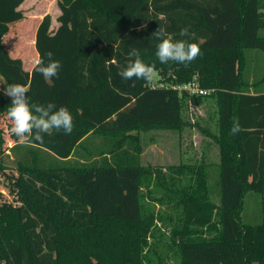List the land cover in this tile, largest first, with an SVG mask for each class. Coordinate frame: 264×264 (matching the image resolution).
I'll use <instances>...</instances> for the list:
<instances>
[{"label":"trees","instance_id":"16d2710c","mask_svg":"<svg viewBox=\"0 0 264 264\" xmlns=\"http://www.w3.org/2000/svg\"><path fill=\"white\" fill-rule=\"evenodd\" d=\"M25 1L0 0V133L11 107L5 83L27 87L31 104L67 107L73 131L17 140V204H0V264H264V73L252 65L264 55V0H58V26L45 16L35 34L38 59L51 51L62 65L50 81L4 44ZM158 27L199 44L201 55L161 64ZM132 47L155 63L163 86L118 75ZM209 100L218 202L210 163L164 169L141 160L142 132L181 133L194 126L189 108ZM249 193L260 211L246 209Z\"/></svg>","mask_w":264,"mask_h":264},{"label":"rangeland","instance_id":"374dc122","mask_svg":"<svg viewBox=\"0 0 264 264\" xmlns=\"http://www.w3.org/2000/svg\"><path fill=\"white\" fill-rule=\"evenodd\" d=\"M20 9L25 18L10 26L4 38V44L10 55L20 58L25 69L30 71L38 59L35 48V34L38 25L45 16H50L53 27H57L60 10L58 0H26ZM259 59L252 65L261 77L264 73V55L262 53H259ZM150 83L152 86H156L161 85L162 82L157 74ZM170 84L176 85L172 82ZM187 116L188 123L194 124V126H185L181 133L165 130H150L141 133L142 164L165 169L182 163L193 164L201 161L210 163L209 183L213 190V199L218 202L219 148L212 138V135L217 132L216 106L213 100H209L201 106H191ZM195 123L198 124L195 126ZM11 127V121L5 114L2 117L0 133V204L16 205L15 196L11 193V189H15L18 180V154L14 147L16 143L22 141L11 132ZM245 204L247 210L251 209V213L252 210L260 211V196L256 193H249L245 198ZM158 208L159 206H157ZM254 220L249 222H254Z\"/></svg>","mask_w":264,"mask_h":264},{"label":"clouds","instance_id":"9594fccd","mask_svg":"<svg viewBox=\"0 0 264 264\" xmlns=\"http://www.w3.org/2000/svg\"><path fill=\"white\" fill-rule=\"evenodd\" d=\"M179 35L187 37L188 28H182ZM160 42L156 45V58L161 64H167L170 61L187 66L201 55V48L195 42L188 40H174L163 28L158 27L152 34ZM51 51L44 54L36 60V71L42 75L46 81L52 78H58L62 67L61 62L53 59ZM128 55L129 62L123 66L118 75L124 80H144L151 82L157 76L155 63L146 64L141 59L139 49L130 48ZM28 88L17 83H5L3 86V95L11 98V107L7 111V116L11 121V132L21 141H27L32 138L42 142L45 135L54 131H63L65 135H70L73 131V117L69 109L65 106L57 107L54 103L31 104L27 95ZM241 127L238 121L233 122L230 130L233 136L239 134Z\"/></svg>","mask_w":264,"mask_h":264},{"label":"built area","instance_id":"2783aa9c","mask_svg":"<svg viewBox=\"0 0 264 264\" xmlns=\"http://www.w3.org/2000/svg\"><path fill=\"white\" fill-rule=\"evenodd\" d=\"M156 86H163V85H156ZM172 87L179 91H187L191 95H207L209 93V91L201 89L196 82H192L190 84L182 85V86L173 85Z\"/></svg>","mask_w":264,"mask_h":264}]
</instances>
